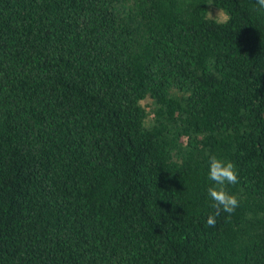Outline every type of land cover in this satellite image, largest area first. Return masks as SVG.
I'll list each match as a JSON object with an SVG mask.
<instances>
[{"label": "trees", "instance_id": "trees-1", "mask_svg": "<svg viewBox=\"0 0 264 264\" xmlns=\"http://www.w3.org/2000/svg\"><path fill=\"white\" fill-rule=\"evenodd\" d=\"M0 264H264V0H0Z\"/></svg>", "mask_w": 264, "mask_h": 264}, {"label": "rangeland", "instance_id": "rangeland-1", "mask_svg": "<svg viewBox=\"0 0 264 264\" xmlns=\"http://www.w3.org/2000/svg\"><path fill=\"white\" fill-rule=\"evenodd\" d=\"M210 14H211V16H213V17H215L217 19H221V20L224 19L223 14L220 13V12H216L215 10H211V13Z\"/></svg>", "mask_w": 264, "mask_h": 264}]
</instances>
